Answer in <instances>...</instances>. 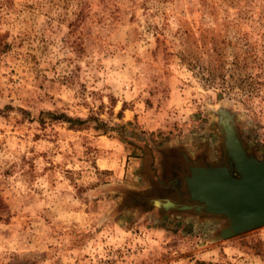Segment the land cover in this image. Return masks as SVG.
<instances>
[{
  "label": "rangeland",
  "instance_id": "1",
  "mask_svg": "<svg viewBox=\"0 0 264 264\" xmlns=\"http://www.w3.org/2000/svg\"><path fill=\"white\" fill-rule=\"evenodd\" d=\"M220 104L263 157L264 0H0V264H264V227L135 205L155 149L215 162Z\"/></svg>",
  "mask_w": 264,
  "mask_h": 264
},
{
  "label": "water",
  "instance_id": "2",
  "mask_svg": "<svg viewBox=\"0 0 264 264\" xmlns=\"http://www.w3.org/2000/svg\"><path fill=\"white\" fill-rule=\"evenodd\" d=\"M210 112L219 140L215 162L204 151L190 154L175 145L153 149L147 185L135 197L145 211L217 221L219 229L202 245L264 227V156L246 146L232 108L220 104Z\"/></svg>",
  "mask_w": 264,
  "mask_h": 264
},
{
  "label": "trees",
  "instance_id": "3",
  "mask_svg": "<svg viewBox=\"0 0 264 264\" xmlns=\"http://www.w3.org/2000/svg\"><path fill=\"white\" fill-rule=\"evenodd\" d=\"M208 31H210L211 33L215 32L217 34H219V32H220L217 25H216V28L214 30H208ZM217 36H219V35H217ZM210 44H211V47L208 51L209 53L206 54V57L208 58L206 66L200 67L199 65L201 64L202 60L200 58H198L197 56L193 55L191 52H186L185 56H183L181 58V61L187 60V62H188L187 65L191 69L196 67V68H198L199 71H201V72L204 71L206 74L212 75L215 68H213L211 65V60H210L211 54L213 53V54H216V56H218L219 52L217 50H219V46H218V42L215 40L214 37L211 38ZM46 115H50L51 116L50 118L52 120L61 119L62 121L69 123V125H73V122H77V124H82V122L78 121L77 119H76V121H74V120L67 118L65 116H55V115H52L51 113H46Z\"/></svg>",
  "mask_w": 264,
  "mask_h": 264
}]
</instances>
